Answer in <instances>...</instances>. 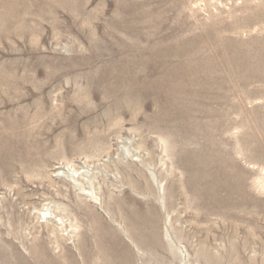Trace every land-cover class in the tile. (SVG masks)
<instances>
[{
	"label": "rangeland",
	"instance_id": "1",
	"mask_svg": "<svg viewBox=\"0 0 264 264\" xmlns=\"http://www.w3.org/2000/svg\"><path fill=\"white\" fill-rule=\"evenodd\" d=\"M260 2L0 0V264H264Z\"/></svg>",
	"mask_w": 264,
	"mask_h": 264
},
{
	"label": "bare ground",
	"instance_id": "2",
	"mask_svg": "<svg viewBox=\"0 0 264 264\" xmlns=\"http://www.w3.org/2000/svg\"><path fill=\"white\" fill-rule=\"evenodd\" d=\"M7 3V2H6ZM240 3V2H239ZM3 5V4H2ZM11 6V5H10ZM5 7V6H4ZM259 8H264V0H261V2H260V4H259ZM262 11H264V9H262ZM4 16V15H3ZM10 17V16H9ZM14 18V17H13ZM263 19H264V17H263ZM23 20V19H22ZM232 25V24H231ZM1 26V25H0ZM14 28V27H13ZM238 44V43H237ZM251 50L250 51H246L245 53H247L248 54V68H252L253 69V73H255L254 71L257 69V68H260V67H263L264 66V39L262 38L261 40H258V41H254L253 42V47L252 48H250ZM239 54H241V53H239ZM195 73H197L198 75H199V79H200V82L202 83V84H204V80H203V76H202V70L201 71H194ZM256 74V73H255ZM257 77H259L260 78V76H258L257 74H256V76H254L251 80H256V78ZM171 78V77H170ZM258 81V80H257ZM261 82V81H260ZM181 83V82H180ZM263 84H264V82H263ZM245 90H246V88L248 87V86H250V85H252V84H250V85H248V84H240ZM203 86H205V84L203 85ZM187 88V87H186ZM206 88V93H207V95H209V96H211V95H216L217 96V94L215 93L216 92V90H217V86H214V87H211V86H208V87H205ZM185 89V88H184ZM201 89V88H200ZM179 91H180V89H179ZM186 91V90H185ZM263 91H264V85H263ZM174 92H176V89H175V91ZM247 92V91H246ZM255 92H261V90H255ZM254 93V92H253ZM211 94V95H210ZM250 94H252V93H250ZM217 98V97H216ZM216 98H214L213 96H212V99H213V102H212V104H214L215 105V102L217 101V99ZM229 99V97L228 96H226V100H228ZM218 102V101H217ZM187 108V107H186ZM188 111V110H187ZM216 112H218V111H216ZM216 112L215 111H213L212 110V115H214L215 114V116H216ZM197 113H198V111H197ZM210 112H207V113H205L204 114V116H210L211 114H209ZM228 116V115H227ZM223 117V116H222ZM229 118L228 117H226L225 115H224V118L222 119V123L223 124H221V126L222 127H225V126H227V124L224 126V124L225 123H228L229 122V120H228ZM9 122V121H8ZM10 123V122H9ZM21 123V122H20ZM220 123V122H219ZM8 124V123H7ZM6 127H7V125H5ZM9 126V125H8ZM13 126V125H12ZM18 127V126H17ZM14 128V127H13ZM8 130V129H7ZM12 130V129H11ZM10 130V131H11ZM17 132V131H16ZM12 133H13V131H12ZM5 134V133H4ZM15 134V133H14ZM19 135V134H18ZM14 136H16V135H14ZM9 137H11L10 136V134L9 135H4V137L0 140V146H11V145H7L6 144V142H5V140H4V138L5 139H8ZM213 137V136H212ZM11 152V151H10ZM221 152V151H220ZM12 153V152H11ZM2 154V153H1ZM2 157V156H1ZM11 157V156H10ZM12 157H15V156H12ZM223 157H225V156H223ZM231 164L232 165H236L237 164V162L234 160V159H232V161H231ZM225 170H227V169H225ZM228 171V170H227ZM25 175V174H24ZM234 175V174H233ZM239 175V174H238ZM235 178V177H234ZM233 178V179H234ZM237 180V179H236ZM240 181H241V179H240ZM240 183V182H239ZM238 183V184H239ZM233 185H234V187H233V189H234V191H235V181L233 182ZM243 185V184H242ZM241 185V186H242ZM244 190V189H243ZM243 192H245V190L243 191ZM247 192V191H246ZM238 194V193H237ZM249 194V193H248ZM239 195H240V193H239ZM238 195V196H239ZM248 197V196H247ZM250 197V196H249ZM253 197V196H252ZM258 198H260V197H258ZM257 198V199H258ZM243 199V198H242ZM253 199V198H252ZM256 199V200H257ZM236 200V199H235ZM247 200H249L248 198H247ZM250 201V200H249ZM258 201V200H257ZM235 202V201H234ZM243 202V201H242ZM253 202L255 203L256 201H254L253 200ZM253 202H251V203H253ZM238 203V202H237ZM258 203V202H257ZM250 204V203H249ZM236 205V204H235ZM242 205V204H241ZM246 205H248V203L246 204ZM253 205V204H252ZM236 207H237V205H236ZM264 209V208H263ZM262 209V210H263ZM261 211V210H260ZM224 214H227V215H230V218L232 219V220H234V221H244V220H249V221H251L252 223H254V221H256V220H258L259 221V219L257 218V216L256 215H250V214H246V213H243V214H237V213H234V212H229V211H227V212H223ZM253 213V212H252ZM261 213V212H260ZM54 216V215H53ZM260 216H262V215H260ZM46 218V217H45ZM50 218H51V216H50Z\"/></svg>",
	"mask_w": 264,
	"mask_h": 264
}]
</instances>
